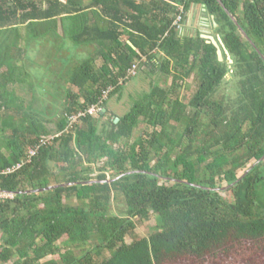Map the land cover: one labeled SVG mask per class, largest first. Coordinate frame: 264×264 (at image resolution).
<instances>
[{"label": "trees", "instance_id": "trees-1", "mask_svg": "<svg viewBox=\"0 0 264 264\" xmlns=\"http://www.w3.org/2000/svg\"><path fill=\"white\" fill-rule=\"evenodd\" d=\"M0 195V264H264V0H0Z\"/></svg>", "mask_w": 264, "mask_h": 264}, {"label": "rangeland", "instance_id": "rangeland-1", "mask_svg": "<svg viewBox=\"0 0 264 264\" xmlns=\"http://www.w3.org/2000/svg\"><path fill=\"white\" fill-rule=\"evenodd\" d=\"M204 15L206 16V14L203 13V10L200 6H196L193 5L190 12L187 15L186 18V23H187V30L186 32L190 35H195L197 34V32L199 31V33H202V29L205 27V29H209L210 33L212 35H215L212 31V29H210V25L206 22L205 25L203 26V21H202V17H204ZM185 32V33H186ZM145 75L143 72H140L137 76H135L130 82L129 84L125 85V87L117 94H115V96H113L112 99H110L108 101V106H109V110H110V118H113L114 116H123L124 114H126L128 111L131 110L133 104H134V99L137 98V94L142 92V91H150L151 89V79H148L147 82L145 84L141 83V81H143L145 79ZM162 77V76H161ZM165 77H162V79H164ZM171 81V80H170ZM187 86L189 87V89H187V86L183 87L178 91L180 95H190L192 92V85H193V81H194V77L192 76L189 80H187ZM142 84V85H141ZM231 84H232V80H229L226 85H225V91L226 93L231 92ZM20 95L25 96L28 100H30V96L29 94H26L25 92L23 93L22 91H19ZM49 97V96H48ZM190 97V96H188ZM134 98V99H133ZM42 99H50V98H46V96H42ZM133 99V100H132ZM185 102H187V99L185 97V99H183ZM49 103V101H48ZM61 103V100H58L57 103H55V106H52L51 104H48L50 106H52V111L53 113H56L55 110H57V107H59V104ZM47 104V103H46ZM53 104V103H52ZM54 105V104H53ZM60 108V107H59ZM61 112V110H60ZM103 113H105V111H102ZM50 128L52 129H56L55 125H49ZM222 196L226 197L227 195L222 193ZM151 224L147 225V226H141L140 227V233L142 234H148L149 231V226ZM131 241H128V244H130ZM59 259V258H57Z\"/></svg>", "mask_w": 264, "mask_h": 264}, {"label": "water", "instance_id": "water-1", "mask_svg": "<svg viewBox=\"0 0 264 264\" xmlns=\"http://www.w3.org/2000/svg\"><path fill=\"white\" fill-rule=\"evenodd\" d=\"M204 10L205 9L203 8V12H204ZM230 17L233 18L231 15H230ZM210 18H211V20L213 19L212 16ZM201 19L203 21L202 25L204 26L205 25L204 22L208 21V18H207V16L204 15V17H202ZM213 24L215 26L217 25L215 22H213ZM200 36L202 38H205L207 42H211L216 47V54H217V58H218L219 61H222L224 59V56L226 57L227 61H229V63H231L233 61L232 58L230 57V54L227 51V49L223 48L224 47L223 43L221 41V38L218 35H212L209 32V30H207V28L205 29V27H204L202 29V33H200ZM115 121L118 122L119 118L116 117ZM110 181H113V180H110ZM110 181H108V182H110ZM89 183L92 184V183H94V181L89 182ZM67 185H69V184H64V185H60V186H52V187H48V188H45V189H40V190H37V191H28V193H31V192H42V191H45V190H51V189H54V188L63 187V186H67Z\"/></svg>", "mask_w": 264, "mask_h": 264}, {"label": "built area", "instance_id": "built-area-1", "mask_svg": "<svg viewBox=\"0 0 264 264\" xmlns=\"http://www.w3.org/2000/svg\"><path fill=\"white\" fill-rule=\"evenodd\" d=\"M181 19V16L179 17V20ZM98 111V109L97 108H93V109H91L90 111H89V113L90 114H95L96 112ZM81 116H83V115H79L78 117H81ZM78 117H76V118H78ZM76 118H75V120H76ZM74 120V121H75ZM30 155L31 156H34L35 155V151H31L30 152ZM22 167V165H19L18 166V168H21ZM9 172V171H8ZM4 196H6V195H0V197H4Z\"/></svg>", "mask_w": 264, "mask_h": 264}, {"label": "flooded vegetation", "instance_id": "flooded-vegetation-1", "mask_svg": "<svg viewBox=\"0 0 264 264\" xmlns=\"http://www.w3.org/2000/svg\"><path fill=\"white\" fill-rule=\"evenodd\" d=\"M210 23V22H209ZM210 29H212V31L214 30L212 27H210ZM207 30H209V29H207ZM209 32H210V30H209ZM213 33H214V31H213Z\"/></svg>", "mask_w": 264, "mask_h": 264}]
</instances>
